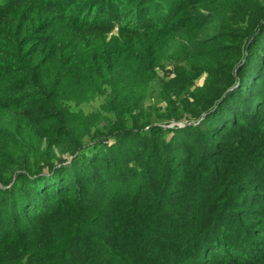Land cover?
Instances as JSON below:
<instances>
[{"label": "trees", "instance_id": "obj_1", "mask_svg": "<svg viewBox=\"0 0 264 264\" xmlns=\"http://www.w3.org/2000/svg\"><path fill=\"white\" fill-rule=\"evenodd\" d=\"M174 44L198 125L114 126ZM94 81L78 128L61 97ZM0 264H264V0H0Z\"/></svg>", "mask_w": 264, "mask_h": 264}, {"label": "rangeland", "instance_id": "obj_2", "mask_svg": "<svg viewBox=\"0 0 264 264\" xmlns=\"http://www.w3.org/2000/svg\"><path fill=\"white\" fill-rule=\"evenodd\" d=\"M153 1L167 10L173 0ZM195 51L196 49L192 48L185 52L184 47L179 48L177 44H174L159 61L155 77L136 78L129 86L121 82L116 83V86L113 87L115 91L119 93L121 89L127 100L138 103L140 108L138 113L134 115L137 116L136 119L129 123H122L113 118V125L117 126L119 123L121 126L132 129L144 127L145 130L155 125H160L163 129L175 125L180 128L191 124L198 125L197 122L186 121L189 114L179 109L182 107L181 99L184 96L187 97L196 88H202L207 79V74L204 73L206 61L203 60V56L195 57ZM178 78L184 79L172 86ZM73 84L75 88L69 89ZM110 92L111 89H106L103 83L99 81L86 84L69 82L61 97V103L69 120L80 128L82 116L87 117L100 113V108ZM177 95L181 97L177 98ZM176 118L180 119L177 120ZM104 131L107 132V130ZM114 141V139L109 140L112 143ZM64 158H69V156Z\"/></svg>", "mask_w": 264, "mask_h": 264}, {"label": "water", "instance_id": "obj_3", "mask_svg": "<svg viewBox=\"0 0 264 264\" xmlns=\"http://www.w3.org/2000/svg\"><path fill=\"white\" fill-rule=\"evenodd\" d=\"M175 126H177V125H175ZM175 126H171V127H175Z\"/></svg>", "mask_w": 264, "mask_h": 264}]
</instances>
